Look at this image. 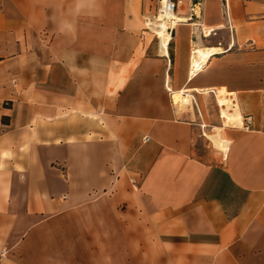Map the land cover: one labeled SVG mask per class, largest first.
Listing matches in <instances>:
<instances>
[{"label":"crops","instance_id":"obj_1","mask_svg":"<svg viewBox=\"0 0 264 264\" xmlns=\"http://www.w3.org/2000/svg\"><path fill=\"white\" fill-rule=\"evenodd\" d=\"M228 2L163 52L156 0H0V264H264V0Z\"/></svg>","mask_w":264,"mask_h":264},{"label":"built area","instance_id":"obj_2","mask_svg":"<svg viewBox=\"0 0 264 264\" xmlns=\"http://www.w3.org/2000/svg\"><path fill=\"white\" fill-rule=\"evenodd\" d=\"M157 6L155 13L151 15L149 18L145 19V27L144 30L150 31L148 26L146 25V20L148 19H157L161 18L160 21L165 23V32L169 35V41L171 40L174 28L179 23H190L195 28L202 27V0H156ZM222 7V15L225 21V27L229 30L230 36L234 32V27L231 23L230 17V7L228 0H221ZM183 9V11H180ZM176 15L177 17L170 18V15ZM176 20V21H174ZM175 22V24H174ZM154 35V34H153ZM157 38V35H155ZM169 43V42H168ZM219 117L221 114L219 113ZM252 122V116L250 114H246L242 118L241 125L243 128L248 129ZM146 140L148 137L145 138ZM5 254V250H0V259Z\"/></svg>","mask_w":264,"mask_h":264},{"label":"bare ground","instance_id":"obj_3","mask_svg":"<svg viewBox=\"0 0 264 264\" xmlns=\"http://www.w3.org/2000/svg\"><path fill=\"white\" fill-rule=\"evenodd\" d=\"M169 17L173 18V17H177V16L173 14V15H170ZM160 20H161L160 17L157 19H153V20L148 19L147 25L158 36V38L160 40L161 50L163 52H166L167 44L169 42V35H168V33L165 32V23L160 21ZM174 21H176V20H174ZM174 24H175V22H174ZM215 51H218V48L203 47L202 45L195 47L192 51V57H191V70H192L191 72H192V74L195 73L196 71H198L202 67V65L206 62L208 57ZM176 94H177L175 97L176 105L180 109H186L187 107L188 108L192 107V104H193L192 95H190L189 93L182 94L181 92H177ZM204 135H205L206 139H209L210 132H205Z\"/></svg>","mask_w":264,"mask_h":264},{"label":"rangeland","instance_id":"obj_4","mask_svg":"<svg viewBox=\"0 0 264 264\" xmlns=\"http://www.w3.org/2000/svg\"><path fill=\"white\" fill-rule=\"evenodd\" d=\"M154 32V31H153ZM155 33V32H154ZM156 34V33H155ZM147 36H148V38H155V36L153 35V34H147ZM216 105H217V101H216ZM192 108V107H191ZM220 111V110H219ZM217 115H218V113H217ZM218 117V116H217ZM218 120H217V122H215L213 125H220V119L219 118H217ZM211 128H213V127H208V130L206 131V132H210V129ZM205 141V144H206V146H204V147H206V149H208V150H210L211 151V149H212V146H211V144H210V142L205 138V137H203V142ZM55 164V163H54ZM56 166H57V164H55ZM93 194H96L95 192H93Z\"/></svg>","mask_w":264,"mask_h":264}]
</instances>
